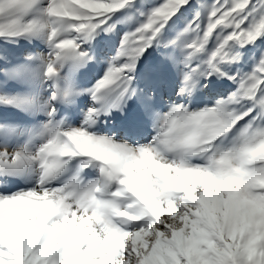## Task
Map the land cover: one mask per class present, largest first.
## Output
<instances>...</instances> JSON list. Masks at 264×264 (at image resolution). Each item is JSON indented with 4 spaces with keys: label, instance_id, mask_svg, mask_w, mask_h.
Returning <instances> with one entry per match:
<instances>
[{
    "label": "snow or ice",
    "instance_id": "6c2138e0",
    "mask_svg": "<svg viewBox=\"0 0 264 264\" xmlns=\"http://www.w3.org/2000/svg\"><path fill=\"white\" fill-rule=\"evenodd\" d=\"M0 264H264V0H0Z\"/></svg>",
    "mask_w": 264,
    "mask_h": 264
}]
</instances>
